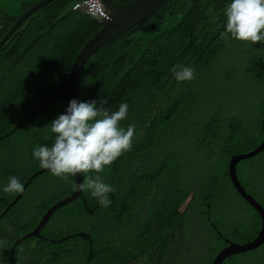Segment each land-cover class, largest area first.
I'll return each instance as SVG.
<instances>
[{
  "label": "trees",
  "instance_id": "16d2710c",
  "mask_svg": "<svg viewBox=\"0 0 264 264\" xmlns=\"http://www.w3.org/2000/svg\"><path fill=\"white\" fill-rule=\"evenodd\" d=\"M38 1L0 0V39ZM77 1L43 5L0 50V264H213L226 239L252 241L261 218L229 168L232 155L264 141V42L221 38L231 0H166L107 40L79 81L80 102L106 100L110 111L126 102L121 126L136 125L130 151L102 173L81 174L100 175L115 189L110 206L82 191L85 201L58 207L42 237L16 244L77 184L75 176L46 171L18 199L2 190L9 177L25 187L43 169L33 149L51 146L50 124L67 107L61 99L40 105L64 88L76 56L101 28L100 19L73 8ZM177 65L192 67L195 79L178 83ZM236 168L264 205V151ZM224 264H264V245Z\"/></svg>",
  "mask_w": 264,
  "mask_h": 264
},
{
  "label": "clouds",
  "instance_id": "9594fccd",
  "mask_svg": "<svg viewBox=\"0 0 264 264\" xmlns=\"http://www.w3.org/2000/svg\"><path fill=\"white\" fill-rule=\"evenodd\" d=\"M225 14L226 31L221 38L226 44L229 43V36L251 44L264 42V0H231ZM172 73L178 83L196 77L192 67L177 65ZM97 103L96 100L78 102L73 99L66 113L51 122L50 129L55 134L53 143L33 149V158L39 161L41 168L67 181L77 174L102 173L106 166L131 150L136 125L121 126V121L128 115V103L122 102L116 111L104 107L106 100L100 101L99 107ZM71 187L73 191H90L92 197L105 208L111 204L109 193L115 192L100 175H85L82 183H72ZM2 190L8 194L22 193L24 185L18 177L11 176ZM261 227L262 222L259 231Z\"/></svg>",
  "mask_w": 264,
  "mask_h": 264
},
{
  "label": "water",
  "instance_id": "95a60500",
  "mask_svg": "<svg viewBox=\"0 0 264 264\" xmlns=\"http://www.w3.org/2000/svg\"><path fill=\"white\" fill-rule=\"evenodd\" d=\"M52 0H40L35 3L30 9L25 11L20 15L17 21L10 27L7 33L0 39V50L7 42V40L12 36V34L17 30V28L24 23L35 11L40 9L43 5L47 4ZM102 2V18L101 28L84 44L83 48L80 50L78 55L76 56L71 70L69 72L66 84L64 88L58 92L55 96L45 101L40 105L42 107L44 104H48L54 100L62 99L67 106H69V102L73 99L79 102L78 95V85L81 78L82 71L90 59V57L97 52L103 44L109 40L110 38L124 32L128 28L132 27L134 24L138 23L140 20L146 18L152 12L158 10V8L166 1V0H136L128 5H120L112 0H100ZM35 112H33L30 116H33ZM263 132H264V120H263ZM264 151V141L260 146L255 148L254 150L243 153L240 155L233 156V159L230 162V176L233 181L234 186L238 189L240 195L249 202L255 210H257L261 216L262 227L259 231L257 237L250 242L246 243H237L232 242L226 239L228 245L223 248L217 255L213 262V264H224L226 260L231 259L233 256L245 254L260 248L264 244V206L257 201L252 193H249L247 189L241 184L236 165L250 158H253ZM50 171L47 169H41L36 172L29 180V182L25 185L24 190L30 185L31 180L39 175H42L44 172ZM83 175L77 174L75 176V180L77 184L82 183ZM21 196V193L18 195L17 199ZM82 197V191H73L71 194L67 195L63 199H60L56 203H54L48 211L43 215L40 219L38 226L28 234V236L18 239L16 244L21 242L22 240L28 237H42L41 229L46 226V223L52 216L53 212L62 205L73 201L76 198ZM83 199V197H82ZM84 200V199H83ZM85 201V200H84ZM15 201L11 204L13 205ZM86 235V234H85ZM89 237V236H86Z\"/></svg>",
  "mask_w": 264,
  "mask_h": 264
},
{
  "label": "built area",
  "instance_id": "2783aa9c",
  "mask_svg": "<svg viewBox=\"0 0 264 264\" xmlns=\"http://www.w3.org/2000/svg\"><path fill=\"white\" fill-rule=\"evenodd\" d=\"M73 8L83 10L99 19L102 18V2L100 0H80L74 4Z\"/></svg>",
  "mask_w": 264,
  "mask_h": 264
},
{
  "label": "flooded vegetation",
  "instance_id": "af4514ba",
  "mask_svg": "<svg viewBox=\"0 0 264 264\" xmlns=\"http://www.w3.org/2000/svg\"><path fill=\"white\" fill-rule=\"evenodd\" d=\"M217 111H222V108H218L217 109ZM255 137V134L254 133H252V138H254ZM255 139V138H254ZM232 158H233V155H232ZM231 158V159H232ZM243 161H245V160H243ZM230 162V161H229ZM242 162V161H241ZM256 163H259V162H256ZM239 164V163H238ZM239 176V175H238ZM232 181V180H231ZM246 188V187H245ZM248 191V190H247ZM249 192V191H248ZM250 193H252V192H250ZM253 194V193H252ZM257 198V197H256ZM210 218H211V216H209ZM201 221H202V229H204V231L207 233V234H211L212 232H211V230L210 229H207V227H206V222L204 221V218H201ZM259 231V230H258ZM258 233V232H257ZM212 235V234H211ZM256 236V235H255ZM254 236V237H255ZM228 240V239H227ZM228 245V244H227ZM226 245V246H227Z\"/></svg>",
  "mask_w": 264,
  "mask_h": 264
},
{
  "label": "rangeland",
  "instance_id": "374dc122",
  "mask_svg": "<svg viewBox=\"0 0 264 264\" xmlns=\"http://www.w3.org/2000/svg\"><path fill=\"white\" fill-rule=\"evenodd\" d=\"M91 16H93V15H91ZM94 17H96V16H94ZM97 18V17H96ZM99 19V18H98ZM131 28V27H130ZM129 29V28H128ZM78 88H79V85H78ZM254 94H258V92H255ZM62 100V99H61ZM64 102V101H63ZM79 102H80V98H79ZM65 103V102H64ZM66 105V104H65ZM66 107H68L67 105H66ZM190 200V198L188 199V201ZM200 244H199V249H201V247H202V243L201 242H199Z\"/></svg>",
  "mask_w": 264,
  "mask_h": 264
}]
</instances>
